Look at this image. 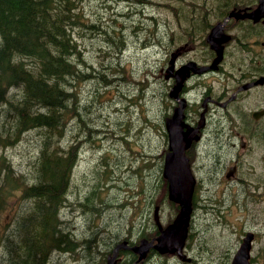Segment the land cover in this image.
<instances>
[{
    "label": "rangeland",
    "instance_id": "1",
    "mask_svg": "<svg viewBox=\"0 0 264 264\" xmlns=\"http://www.w3.org/2000/svg\"><path fill=\"white\" fill-rule=\"evenodd\" d=\"M149 1H156V4L146 6L144 11L136 1L86 0L84 10L89 17V26L78 27L79 49L87 62L86 65H82V68L89 74L86 77L87 80H82L78 86L80 107L82 104L81 112L85 118L83 122L90 127H101L103 130L98 136L94 130L88 136L86 125L80 131L82 140L78 148V160L72 172L71 193H68L72 203L68 202L62 209V217L66 220L65 227L71 229L77 239L92 233L101 234L106 226L108 236L101 237L99 245L104 253L107 251L109 255L113 251L115 254V249L119 246L115 243V238L132 235L135 239L139 233L137 223L140 218L137 214L142 178L137 171L133 170L138 164L134 156L138 153L146 154L148 151L150 155H153L156 152L155 146L166 143L163 135V130H165L163 116L168 110V104L167 100L161 104L157 95L162 77L155 78L148 72L152 69L160 75L163 74L161 68L165 66L169 57L164 48L161 49L162 53L160 52L158 44L168 45L170 37L175 35L165 30L164 20H167L170 11L164 4L169 3L178 8V15L192 16L195 11L205 12L211 9L223 11L227 5L235 2L231 0L226 4L223 0ZM148 15L159 16L161 23L156 24L148 18ZM192 35L194 33L181 32L177 34V38L190 40ZM197 36L202 39L205 33H197ZM255 38L258 37H253L250 42ZM252 53L251 49L238 51L236 64L241 66L243 71L247 72L249 60L255 59L258 55V53L254 55ZM191 54L200 56L201 52L196 50ZM231 63H233L232 59L229 60L227 67L230 66L236 70ZM99 71L105 75L102 76L103 74ZM113 71L119 72L114 73ZM106 77L110 78V83ZM98 78H103L105 81L102 82ZM203 80L207 86L213 85L220 92L222 87L224 90L227 85L228 78L227 74L219 73L207 74ZM139 81H143L144 84ZM261 94L263 93L253 91L247 98L235 101L234 110L238 114L234 115V125L230 123L232 130H235L243 120L238 109L248 111L259 106L264 102L259 99ZM190 96L193 102L198 98L196 93ZM141 111H144V122L148 121L145 126L151 129L148 132L143 131L145 126L143 127L144 122H141ZM225 113V110L216 106L209 114V126L213 131H223L225 136H229L233 131L228 128L226 118L228 113ZM75 122V119L70 120L67 131L75 132L78 128V123L75 126ZM243 125L244 122L241 123V130H243ZM28 130L21 143L16 142L8 147L0 148L9 155L16 168H30L31 161L39 154L40 137L37 130L34 128ZM225 136L217 139L211 133L209 139L201 147L203 153L201 162L204 166L198 170L199 179H201L200 189L203 187V193L215 199L231 202L234 206L222 221L215 220L214 216L209 213L200 212L198 214L197 227L205 228L213 225L200 240L202 244L205 243L203 248L206 257L203 260H200L197 252H192L191 257L196 262L182 261L179 257L171 256L165 259V264H230L239 245L241 235L239 239L238 235L242 229L258 232L253 241L251 260L253 264H264V144L258 140L256 135H253V139L256 140L252 143V149H248L245 155L242 153L244 162L239 176L246 178L250 183L251 191L247 200L243 201L240 198L244 195V184L241 185L236 181L229 182L230 180L224 178L235 149L230 148ZM68 140V137L63 139L61 146H67ZM86 148H88L87 151L84 150ZM104 156L108 163L114 166L115 171L108 186L101 192V199L98 198V200H101L100 205L107 202L115 203L105 206L99 213L83 211L77 201L85 199V193L89 190V185L93 183V170ZM217 158L219 162H215ZM148 160L153 169L157 161ZM146 175L148 174L143 176ZM146 181L147 191L151 192L155 186V178L150 175L146 177ZM79 189H85L81 196H78ZM161 200L164 202L165 210L163 220L168 221L172 204L168 196L162 197ZM123 217L133 218L137 223L130 220L131 226L124 230ZM244 220L247 222H243ZM226 231L233 241L230 249L234 251L230 258H228L229 253L225 252L231 245L227 240ZM123 246L117 248V253L128 252L137 255L138 259L144 258L143 262L135 264H153V260L146 256L147 253L142 256L143 251L135 250L133 245ZM83 252L85 253L86 250ZM208 253H211V256H208ZM114 257V255L109 256V258ZM49 264H101V259L96 253L88 259L85 254L81 256L74 251L70 253L56 251L50 258Z\"/></svg>",
    "mask_w": 264,
    "mask_h": 264
},
{
    "label": "trees",
    "instance_id": "2",
    "mask_svg": "<svg viewBox=\"0 0 264 264\" xmlns=\"http://www.w3.org/2000/svg\"><path fill=\"white\" fill-rule=\"evenodd\" d=\"M85 1L0 0V148L21 143L28 129H36L40 137L39 154L30 168H16L0 149V264H49L56 251H74L88 259L96 253L101 264L109 262V254L99 245V239L108 236L106 226L101 234L77 239L62 217V209L72 203L68 193L80 131L85 125L88 136L92 130L97 136L103 130L83 122L79 102L78 84L89 75L82 68L87 62L79 49L78 27L89 26ZM164 6L170 8L169 3ZM256 64L264 71V62ZM73 119L78 128L71 133L67 127ZM251 133L264 141V127ZM66 137L67 146H61ZM114 171L102 157L85 199L77 201L83 211L99 213L114 205H100L98 200ZM84 192L79 189L78 196ZM243 192L240 199L246 201L251 193L246 180Z\"/></svg>",
    "mask_w": 264,
    "mask_h": 264
},
{
    "label": "flooded vegetation",
    "instance_id": "3",
    "mask_svg": "<svg viewBox=\"0 0 264 264\" xmlns=\"http://www.w3.org/2000/svg\"><path fill=\"white\" fill-rule=\"evenodd\" d=\"M139 4L141 5L142 9L145 11L146 6H148L145 0H140ZM257 4H258V0H245L243 2L236 0L233 4L227 5L226 8L223 9V11L216 9L206 10L205 12L195 11L192 16L178 15V11L170 10V15L167 17V20H164L165 30L168 32H172L175 35L170 37L168 45L158 44V46L161 53H162L161 49L162 48L165 49V52L169 57V59H167L165 66L161 68V72L163 73L162 75L156 73L152 69H149L148 72H150L152 76L155 78L162 77V80L159 83L160 90L157 92V95L159 97V101L161 102V104L164 103L166 100L168 104V110L165 112L163 116V124L165 128V130H163V135L166 139V143L155 146L156 152L153 155H150L149 154L150 152L148 151V153L146 154L138 153L137 155L134 156L135 160H137L138 162L136 166V171L142 178L140 190H139L141 194V198L139 201V210L137 214L140 218V221L137 223L133 218L128 219L123 217V220L125 221L123 229L125 230L126 228L127 230V228L131 226L130 220H133L135 223H137V226L139 228V233L137 234V238L135 239L132 238V235H126V236L122 235L121 237H118V239L116 240V244H119L120 247H124L123 245H125L126 247L130 245L138 246L141 243H143L144 247H147L146 256L147 257L149 256L153 260V264H165L164 263L165 259L171 256L179 257L181 258L182 261L196 262L191 257L192 252H197V254L200 257V260H203V258L206 257L204 255L205 250L203 248L205 243L202 244L200 240L203 234L207 233L213 227V225L205 228L197 227L196 219L198 218V214L200 212L209 213L214 216L215 220L222 221V219H224L226 215H228L231 212L234 206V204L231 202L215 199L209 194L203 193V187L200 189L201 179H199L198 170L199 168L204 166V164L201 162L203 156L201 147L209 139L211 133H213V135L217 139L221 138L222 136H225L223 131H219V132H216L217 130L213 131L209 126L210 124L209 114L215 109L216 106L225 110L226 111L225 114L228 113V115L226 116V118L228 119V128L232 130L231 128L232 126L230 125V123L234 125L235 123L234 115L238 114V112L234 110L235 101L247 98L249 94L253 91L263 93L260 95L259 99L264 101V82L254 83L256 81V78L263 73H258V71H256V72H251L249 74L241 69L238 70L236 68V70H234L233 68H230V66L227 67V64L230 59L233 60V63L234 61L237 62V58L239 56L238 55L239 49L236 47L240 46L243 50L254 48L255 51L258 52H262V50H264V33H263L264 17H261L258 21H254L248 17L243 19L242 18L236 19L233 17L229 19L224 27V30L227 34L231 35V39L224 42L223 58L219 63H217L218 65L217 69L216 68L210 69L203 73L190 71L184 77L179 74L181 83L177 95L175 96L176 98L171 97L169 91L173 86L175 87V85L176 86L178 85V77L176 76V70L178 68L182 67L183 65H185L190 61L196 62L198 66L210 65L217 57L216 50L210 47V43L208 42L207 35L219 20L224 19L232 8H237L238 6H240L241 8L246 10H252L254 7H256ZM153 16L156 17L158 23L161 22L159 16H155V15ZM219 16L221 17L219 18ZM153 21L155 22V19ZM254 31H258L259 33L247 37L248 40L242 42L240 41L241 37H244ZM181 32H190V33H194V35L191 36L190 40H185L182 38L178 39L177 34ZM206 32L207 34L203 36L202 39H200L197 36V33H206ZM237 34L239 35L237 36ZM256 36L258 38H255L250 42V40ZM158 39L160 42H162L160 37H158ZM196 50H200L201 52L200 56L191 54L193 51ZM262 60H264L263 57H258L257 62H261ZM161 62L162 59L160 61V64ZM169 67L171 72L169 71ZM219 73L227 74V78H228L227 85H225L224 90L222 87L223 90V91L221 90L222 92L221 91L219 92L213 85L207 86V84L203 80L207 74H219ZM139 82L144 84L143 81H139ZM248 83H253V84L248 87H244ZM194 93L198 95V98L195 99V101L193 102L190 95ZM125 94L127 96H130V94L127 93ZM139 98L141 100L140 95ZM180 106L183 107V113H184L183 120L185 121V124L196 127L199 123V118L201 117L202 112L205 114L204 115L205 123L203 127H201V129L199 130L200 138L194 140L191 143L190 147L186 149V154L189 157L192 171L197 178L193 201H192V212H191L190 222L188 225L187 236L181 248H177L173 251H163L160 248L156 247L155 245H152L150 242L153 241V243L155 244L158 242V237L162 234V231L174 221L175 217L180 211L179 206L178 209L175 210V207L173 205V203L175 202L169 200L172 204V208L170 210L171 215L169 216L168 221L163 220V215L165 210L163 206L164 202L163 200H161V198L164 196H168V192L161 193L163 187L166 186L167 188L166 181L163 177L164 158L167 151L169 150V143H168L169 133H167L168 131H166L167 120L172 114L173 110ZM263 110H264V102L255 108L245 111L247 115L246 117H244V120H241L239 126L235 130H232L233 133L231 135L225 136L230 148H235L233 152L234 155L230 159L228 168L226 169L225 172V176H224L225 180L228 179L230 180L229 182L236 181L239 182L241 185L244 184L246 178L239 176V171L244 162L242 153L244 154L245 152H247L248 149H252V143H254L256 139H253V136L250 135L249 132L246 133L241 130V123L244 122V126L248 125L255 129L263 128L264 127ZM255 111L262 113H260L261 115L259 117H255L253 115ZM140 118H141V122L145 121L144 111H141ZM147 122L148 121L144 122L143 127ZM187 125H184L183 127L184 130L187 129ZM222 129H224V126H222ZM149 130L151 129L148 126H145V129L143 131L148 132ZM258 140L262 144H264V141L260 139ZM87 149L88 148L84 150L87 151ZM148 159H154L157 161V164L153 169H151V162ZM216 161L219 162L220 160H218L217 158L215 162ZM231 170L233 171V173H231ZM144 174H148V175L143 176ZM150 175H153L155 178V186L154 189L151 190V192H148L146 188L147 187L146 177ZM159 195L160 197L158 198ZM243 222H247V220H244ZM237 230L239 231V229ZM247 231L249 230L242 229L241 232H239L238 239L241 235L238 243L239 245L242 241L244 234ZM253 233H254V237L252 240V246H253V241L256 238L258 232L255 230L253 231ZM226 235L228 236L227 240L231 243V245L229 246V249H227L225 252L229 253L228 258H230L231 253L234 251V249H230V247L233 245V241L229 237L227 231H226ZM238 247L235 250V252H237ZM113 254L114 253H112L109 256H112ZM129 255H131V257ZM208 256H211V253H208ZM138 258L139 257L137 255L129 254L128 252L116 253L114 258H110V263L135 264V263L143 262L142 260L144 258L142 259H138ZM209 261L213 262L212 260Z\"/></svg>",
    "mask_w": 264,
    "mask_h": 264
},
{
    "label": "water",
    "instance_id": "4",
    "mask_svg": "<svg viewBox=\"0 0 264 264\" xmlns=\"http://www.w3.org/2000/svg\"><path fill=\"white\" fill-rule=\"evenodd\" d=\"M264 16V0H259L258 5L250 10L233 9L226 18L218 22L208 35V40L211 47L217 51V57L212 64L208 66H198L196 62L190 61L176 70L178 77V85L171 90V95L176 96L180 88L181 79L179 74L183 77L190 71L203 72L210 68H216L217 63L223 57V42L230 39V35L226 34L223 30L224 25L230 17L244 18L249 17L257 21ZM169 71L171 72L170 68ZM264 82V75L258 78L254 83ZM253 83H248L244 87H248ZM264 111V110H263ZM262 112H256L254 115L258 117ZM183 107H177L172 116L167 120V129L169 132V150L165 155L164 176L168 180L169 197L171 200L179 203L180 211L175 217L174 221L169 224L158 237V242L155 244L153 241L150 243L160 248L163 251H173L181 248L188 231L192 212V197L196 179L192 173L189 157L186 155V149L190 147L194 139H199L198 134L201 127L205 123L204 114H202L199 124L196 127L185 124L183 120ZM184 125L187 129L184 130ZM231 173L233 171L231 170ZM254 233L249 231L243 239V242L234 256L232 264H251L250 262V249L251 241ZM173 244V245H172ZM135 249L143 250L146 252L147 247L141 243L138 246L133 245Z\"/></svg>",
    "mask_w": 264,
    "mask_h": 264
},
{
    "label": "bare ground",
    "instance_id": "5",
    "mask_svg": "<svg viewBox=\"0 0 264 264\" xmlns=\"http://www.w3.org/2000/svg\"><path fill=\"white\" fill-rule=\"evenodd\" d=\"M179 11V10H178ZM119 246H117V248H118ZM117 248L115 249V254H114V256L116 255V253H117ZM135 250H139V249H135ZM139 251H143V250H139ZM146 253V252H145ZM142 256H144V252L141 254ZM142 258V257H141ZM109 264H112V263H110V258H109Z\"/></svg>",
    "mask_w": 264,
    "mask_h": 264
}]
</instances>
